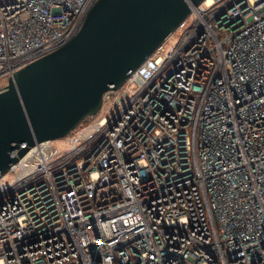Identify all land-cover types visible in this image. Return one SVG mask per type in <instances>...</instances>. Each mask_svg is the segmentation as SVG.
I'll return each mask as SVG.
<instances>
[{
  "label": "built area",
  "instance_id": "2783aa9c",
  "mask_svg": "<svg viewBox=\"0 0 264 264\" xmlns=\"http://www.w3.org/2000/svg\"><path fill=\"white\" fill-rule=\"evenodd\" d=\"M93 1L0 0V89ZM59 140L0 177V264H264V0L191 7Z\"/></svg>",
  "mask_w": 264,
  "mask_h": 264
},
{
  "label": "water",
  "instance_id": "95a60500",
  "mask_svg": "<svg viewBox=\"0 0 264 264\" xmlns=\"http://www.w3.org/2000/svg\"><path fill=\"white\" fill-rule=\"evenodd\" d=\"M203 1L94 0L70 39L0 89V177L29 147L97 115L103 94L121 87Z\"/></svg>",
  "mask_w": 264,
  "mask_h": 264
},
{
  "label": "rangeland",
  "instance_id": "374dc122",
  "mask_svg": "<svg viewBox=\"0 0 264 264\" xmlns=\"http://www.w3.org/2000/svg\"><path fill=\"white\" fill-rule=\"evenodd\" d=\"M63 142H61V140H57L54 142V144L58 147H63L64 145L62 144ZM9 177V175H7L4 179H7Z\"/></svg>",
  "mask_w": 264,
  "mask_h": 264
},
{
  "label": "trees",
  "instance_id": "16d2710c",
  "mask_svg": "<svg viewBox=\"0 0 264 264\" xmlns=\"http://www.w3.org/2000/svg\"><path fill=\"white\" fill-rule=\"evenodd\" d=\"M87 120H89V118L88 119H86L85 121H83V122H86Z\"/></svg>",
  "mask_w": 264,
  "mask_h": 264
},
{
  "label": "bare ground",
  "instance_id": "6f19581e",
  "mask_svg": "<svg viewBox=\"0 0 264 264\" xmlns=\"http://www.w3.org/2000/svg\"><path fill=\"white\" fill-rule=\"evenodd\" d=\"M209 1H207V3H208Z\"/></svg>",
  "mask_w": 264,
  "mask_h": 264
}]
</instances>
